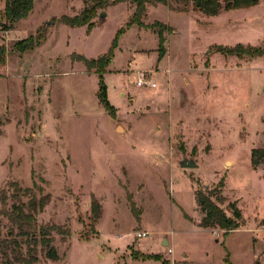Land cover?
<instances>
[{
  "label": "rangeland",
  "instance_id": "obj_1",
  "mask_svg": "<svg viewBox=\"0 0 264 264\" xmlns=\"http://www.w3.org/2000/svg\"><path fill=\"white\" fill-rule=\"evenodd\" d=\"M4 4L0 210L48 194L36 224L60 227L50 233L57 258L39 241L34 264H264V168L251 165V150L264 148V0L216 15L191 0L147 4L139 25L128 24L134 4L108 3L89 31L60 20L85 0H34L10 29ZM29 36L38 44L20 52L15 43ZM109 50L101 78L79 59ZM141 75L156 86H137ZM183 158L198 166L181 167ZM197 192L227 216L234 202L239 227L200 226ZM0 231V264H21L25 237L3 215Z\"/></svg>",
  "mask_w": 264,
  "mask_h": 264
},
{
  "label": "trees",
  "instance_id": "obj_2",
  "mask_svg": "<svg viewBox=\"0 0 264 264\" xmlns=\"http://www.w3.org/2000/svg\"><path fill=\"white\" fill-rule=\"evenodd\" d=\"M131 2L135 6L133 15L131 16L128 24H140L141 17L145 13L147 4H167L168 0H85V6L81 12L74 16L63 15L60 20L62 23L70 27H81L86 26L87 31H89L93 26V18L96 16L99 9L104 8L108 3H119V2ZM194 7L206 15H216L221 9H235V8H246L257 4L258 0H191ZM34 5V0H5L4 4V17L8 21L7 25H4L5 29L12 28V23L20 19L25 18L32 10ZM159 26L156 30L158 35L159 42V55L162 56L164 53V37L163 31L166 29V26L160 22H155L152 25L154 29L155 26ZM121 32V29L117 31L115 39L113 40L112 47L115 45V40L117 35ZM38 39L33 36L23 38L18 40L15 43V47L23 52L25 50L33 48L38 44ZM251 50V49H250ZM254 50V49H253ZM228 53H232L233 49H225ZM257 52L258 50H254ZM249 53V51L247 52ZM259 55L262 52L259 50ZM79 59L84 62L87 68L97 67V74L99 78L102 77V73L105 72L104 65L107 64L111 59L110 50L106 53V56L103 55L99 59H87L86 57L80 55ZM97 98L99 103H101L106 109L109 106L106 98V89L102 80L99 83V89L97 92ZM251 165L253 168H256L259 165H262L264 168V148H253L251 150ZM222 186V182L220 183ZM20 188L15 190V197H18V192ZM24 191H27L24 190ZM222 191H219V195L216 197L218 202H223L225 200L224 196L221 194ZM197 200L205 207V215L201 219L199 225L203 227H214L219 226L222 229L232 230L239 227L241 221L240 209L236 206L234 202L229 203V206L232 208V215L227 216L224 210L218 206L216 202L210 199L207 195L197 192ZM1 203L4 204L5 200L2 196L0 198ZM49 200L48 194H42L39 197L33 196L27 202H21L18 200V203H14L11 206L10 210L1 209L0 216L3 215L7 218L9 223L16 228L17 233L25 237V242L27 244L26 255L19 254L16 259L21 264H34L37 260L36 257V245L40 241L42 246L47 248L48 256L55 260L57 258L56 250L53 246L50 245L51 238L50 233L54 230L59 232L60 227L58 225H48V226H37L36 224V214L41 212L44 206ZM91 213L93 219H97L100 215L99 206L92 199L91 201ZM13 231V230H11ZM39 233L40 238H37ZM1 234V231H0ZM14 245L18 246V242L15 240L12 241ZM149 255L148 257H150ZM147 257V258H148ZM155 258H161L160 255L153 256ZM163 264H168L165 259L162 260ZM172 264H186L184 262H173Z\"/></svg>",
  "mask_w": 264,
  "mask_h": 264
},
{
  "label": "water",
  "instance_id": "obj_3",
  "mask_svg": "<svg viewBox=\"0 0 264 264\" xmlns=\"http://www.w3.org/2000/svg\"><path fill=\"white\" fill-rule=\"evenodd\" d=\"M105 17V12L99 13V19L102 20ZM50 24L51 22L47 21L46 24ZM0 55H1V48H0ZM179 165L183 168H191V167H197V162L194 161L192 158H183L179 161ZM203 208V207H202ZM162 244H167L166 238H163Z\"/></svg>",
  "mask_w": 264,
  "mask_h": 264
},
{
  "label": "built area",
  "instance_id": "obj_4",
  "mask_svg": "<svg viewBox=\"0 0 264 264\" xmlns=\"http://www.w3.org/2000/svg\"><path fill=\"white\" fill-rule=\"evenodd\" d=\"M136 85L137 86H146V87L152 88V87L156 86V83L154 81H152L151 79H146L143 75H141L136 79ZM145 236H147V232H145V231H138L136 233L137 238H142ZM168 251H170V248H168Z\"/></svg>",
  "mask_w": 264,
  "mask_h": 264
}]
</instances>
